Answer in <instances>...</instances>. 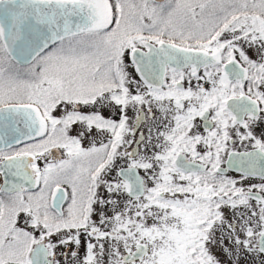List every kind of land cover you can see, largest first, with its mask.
Masks as SVG:
<instances>
[{
  "label": "snow or ice",
  "instance_id": "1",
  "mask_svg": "<svg viewBox=\"0 0 264 264\" xmlns=\"http://www.w3.org/2000/svg\"><path fill=\"white\" fill-rule=\"evenodd\" d=\"M0 264H264V0H0Z\"/></svg>",
  "mask_w": 264,
  "mask_h": 264
}]
</instances>
